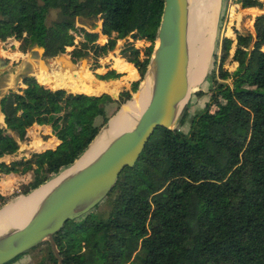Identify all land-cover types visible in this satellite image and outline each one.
Returning <instances> with one entry per match:
<instances>
[{
  "label": "trees",
  "instance_id": "16d2710c",
  "mask_svg": "<svg viewBox=\"0 0 264 264\" xmlns=\"http://www.w3.org/2000/svg\"><path fill=\"white\" fill-rule=\"evenodd\" d=\"M232 4L264 10L263 0ZM163 8L164 0H0L1 42L14 38L23 53L39 48L45 59L67 54L74 64L92 57L97 70L116 42L126 40L119 57L140 74L117 100L106 93L53 90L28 75L22 78L25 87L2 97L6 128H0V160L20 150L9 131L24 142L34 125H50L60 141L55 149L0 162V174L34 173L21 194L73 165L108 124L111 108L117 113L139 90ZM53 10L56 20L50 21ZM97 22H102L100 40ZM75 30L83 34L82 43L75 44ZM254 31L235 30V40L223 38L221 56L206 78L209 100L189 132L182 130L187 108L177 129H157L135 167L122 172L104 211L97 207L55 235L63 264H264V15L256 17ZM137 41L151 46L139 49ZM229 58L237 64L234 72L224 66ZM114 68L136 76L120 59ZM122 76L115 70L96 75L105 81ZM17 196L0 194V208ZM43 245L47 264H58L52 246Z\"/></svg>",
  "mask_w": 264,
  "mask_h": 264
},
{
  "label": "water",
  "instance_id": "95a60500",
  "mask_svg": "<svg viewBox=\"0 0 264 264\" xmlns=\"http://www.w3.org/2000/svg\"><path fill=\"white\" fill-rule=\"evenodd\" d=\"M190 25L191 0H164L157 44L146 76L135 93L138 94L143 87L148 91V103L142 116L92 161L76 168L102 131L111 129L120 110L73 165L22 197L28 198L55 182L24 223L9 224L0 230V264H10L45 243L52 246L58 264H63L55 235L64 229L66 223L86 217L108 198L122 172L135 167L157 129L175 130L179 127L194 90L190 85Z\"/></svg>",
  "mask_w": 264,
  "mask_h": 264
},
{
  "label": "rangeland",
  "instance_id": "374dc122",
  "mask_svg": "<svg viewBox=\"0 0 264 264\" xmlns=\"http://www.w3.org/2000/svg\"><path fill=\"white\" fill-rule=\"evenodd\" d=\"M259 15H264V10L241 9L240 5L232 4V0H221L220 8H219V11L217 12V23H216L217 25L215 24V28L218 29V30L217 29L215 30L216 46H215L214 52L212 53L211 65L209 68L208 75L213 70L215 58L216 57L220 58L221 56V43H222L223 38L230 37L235 40L236 39L235 30H238L244 33L249 32V33L254 34L255 33L254 31L255 19ZM56 16H57V11H54V10L51 11L50 16H49L50 21L56 20ZM77 26L78 28H81V25L78 24ZM84 26L88 28V30L92 28L87 23L84 24ZM99 28H100V31H98ZM94 31L98 33L102 31V22H97L96 28L94 29ZM115 36L116 35H114V37ZM127 40H130V38H128ZM125 41L126 40H121L119 43L117 41L116 42L117 46L115 50L110 51V53L104 56L103 58L110 56L111 57L110 61L114 62L115 64L116 59L115 60L112 59V56L117 58L118 54L124 48ZM146 43L145 42L140 43L139 45H135V46L139 49H146L151 46L150 43L148 42ZM67 51L68 52L72 51V48H68ZM232 53H234V49L232 50ZM28 58L32 59L35 64L36 63L39 64L40 62L43 64L44 62L49 63V61L51 60L49 59V61H46V59L43 58L42 50L39 48L29 49L26 53H23L20 50V42L16 41L14 38L8 39L6 42L0 41V99L4 95L9 93L11 90L16 91L19 86H22L21 85L22 77L26 75L28 72L33 71L34 65L28 62ZM65 59L66 57L62 56L59 61L64 62ZM94 61L95 60L92 57H88V58L80 60L79 63L76 64L78 69L74 68L75 74L84 75L85 70H87V72L91 75L88 69H90V66L93 64ZM8 62H11V63L7 66ZM103 65H106V64L104 63ZM224 66L226 69H229L230 72H234L237 69V64H233L231 62V58L227 60ZM69 78H70L69 85L75 91L72 93L80 94L78 92L80 91L81 87L77 84L76 80L73 77L69 76ZM135 78H137V75L135 76ZM113 87H114V90L112 92L108 91L105 93H109L112 96L117 95L115 96V98L118 99L119 94L125 89H122L118 93V90L121 87V84L119 82H117V85ZM209 87L210 85L208 84V82H205L203 86L193 90V92L191 93L190 99L188 101L189 116L186 120L185 125L182 128L184 132H189L194 115L199 114L202 111V109L205 107L206 103L208 102L209 100L208 99V88ZM130 88H131V85L129 86L128 90H130ZM69 91L71 92V90ZM197 93H200L199 95H202V94H205V95L200 97ZM134 95L135 94H132V97H134ZM130 101L132 100H129L127 103H129ZM127 103L125 104V106H127ZM215 109H216V106L212 108V111H214ZM115 110H116V106H113L110 112L111 118L114 117L120 111L119 110L117 111V113L113 114ZM31 140H33V138L32 139L29 138L27 142L23 143L26 145L24 150L27 152L29 156H31V154L33 153H38L41 151L38 149L33 150L30 147L31 145H29V142ZM20 152L17 153V156H18L17 160H20L23 157H26V156L19 155ZM34 179H35V176L32 171H27L24 174L23 172H20L17 174H11V175L1 174L0 175V194L4 197H11L14 194L18 195L17 197H14L12 200H10L5 208L21 201L23 199L22 197H24L25 195L21 194L20 189L22 188L23 185L27 186L30 183H32ZM106 208H107V205H106V200H105L99 205L97 211L101 212V211H104ZM47 253H48V247L46 245H41L38 248H35L27 252L26 254H23L22 256L18 257L16 260L11 262V264H47L49 262V257Z\"/></svg>",
  "mask_w": 264,
  "mask_h": 264
},
{
  "label": "bare ground",
  "instance_id": "6f19581e",
  "mask_svg": "<svg viewBox=\"0 0 264 264\" xmlns=\"http://www.w3.org/2000/svg\"><path fill=\"white\" fill-rule=\"evenodd\" d=\"M220 2V0H191L190 42L192 46V63L190 68V85L194 90L206 82L205 76L209 71L212 53L216 46L215 24L217 23L216 15L220 7ZM73 78L81 87L79 92L94 94L102 89L90 86L91 77H89L87 70H85L84 75L75 74ZM104 89L106 91L109 90V88ZM147 103L148 91L146 87H143L134 96V99L127 106H123L122 111L113 119L111 129L102 131L82 160L77 163L76 168H80L92 161L113 139L123 131L130 129L138 118L142 116ZM43 148L41 147L40 150ZM54 183L37 191L28 198H23L16 204L4 208L0 212V230L9 224L18 225L24 223L32 209Z\"/></svg>",
  "mask_w": 264,
  "mask_h": 264
},
{
  "label": "crops",
  "instance_id": "0c3cea01",
  "mask_svg": "<svg viewBox=\"0 0 264 264\" xmlns=\"http://www.w3.org/2000/svg\"><path fill=\"white\" fill-rule=\"evenodd\" d=\"M104 35L101 32H99V40L100 37ZM114 33L112 34V37L114 38ZM108 38L107 43L109 41V37L106 36ZM130 42H133V40L130 38ZM145 41H137L134 44L135 45H139L140 43H144ZM99 43V41H98ZM106 43V44H107ZM146 43V42H145ZM100 45H104L99 43ZM147 44V43H146ZM42 50V49H41ZM43 52V50H42ZM120 54V53H119ZM119 54L117 56V58H115L114 56H112V59H120L122 62H124L125 64L132 66L136 72L137 78H135L134 76H131L129 74L128 71H118L114 68V62L110 61L111 57H105V58H101L99 61V64L101 65V68L97 69V70H92L91 68L93 67V64L95 63V61L93 62V64L90 66V69H88L91 73V75L89 74V77H91L90 79V86L93 88H102L100 91L95 92L94 94H87V93H82V92H78L80 94H85L88 96H96V95H101L104 94L105 92H112L114 90L115 85H117V82H119L121 84V87L118 90V93L122 90V89H129V86L133 83V82H139L140 81V74L138 73L137 69L135 68L134 65L126 62L125 60L121 59L119 57ZM24 55V54H23ZM62 56H65L66 59L64 60V62L59 61L60 58ZM46 61H49V59H46ZM28 62L30 64L34 65L33 71L28 72L26 75L28 76H33L35 77L39 83L53 89V90H58V89H66V90H71V92H75L74 89L69 85V76L73 77L75 75L74 72V68H77V65L73 63L71 57L67 54H61L58 57H56L55 59H51L49 61V63L44 62L43 63H39V64H35L34 61L30 58H28ZM11 62L7 63V66L10 64ZM106 65H103V64ZM26 70V69H24ZM111 70H115L118 73L122 74L123 76L119 79V80H100L96 77V75H100V76H105L106 74H108ZM70 73V74H69ZM77 75V74H76ZM25 76V75H24ZM23 76V77H24ZM22 77V78H23ZM21 87H25L23 85V83H21ZM93 85V86H92ZM104 88H109L108 91H106ZM109 94V93H106ZM117 96V95H115ZM115 96H112L115 100H117L115 98ZM2 99V98H1ZM0 99V101H1ZM0 128H6L5 125V119H4V115L1 112V107H0ZM8 133H10L14 139L18 142L19 147H20V154L21 156H26L29 157L28 154L23 155V152H26L24 150L25 148V144H23L24 142H27L29 138H33V140H31L29 142V145H31L30 147L35 150L38 149L40 150L41 147H44L40 152H44L48 149H55L59 144L60 141L55 137V131L52 128V126L50 125H44V126H40V125H34L32 128H30L28 130V134H27V140L24 142H21L19 137L16 136L17 134L14 132L9 131ZM37 135V136H36ZM45 138L47 140H45ZM34 145V146H33ZM28 146V145H27ZM23 149V150H22ZM23 151V152H22ZM38 152V153H40ZM27 153V152H26ZM18 156L17 154L13 155V156H5L3 159L0 160V162H6L9 163L11 161L17 160ZM1 175V174H0Z\"/></svg>",
  "mask_w": 264,
  "mask_h": 264
},
{
  "label": "built area",
  "instance_id": "2783aa9c",
  "mask_svg": "<svg viewBox=\"0 0 264 264\" xmlns=\"http://www.w3.org/2000/svg\"><path fill=\"white\" fill-rule=\"evenodd\" d=\"M77 28H78V26H77ZM72 34L75 37V44H79L80 42L84 41L83 34L79 33L78 30H75L74 32H72Z\"/></svg>",
  "mask_w": 264,
  "mask_h": 264
}]
</instances>
